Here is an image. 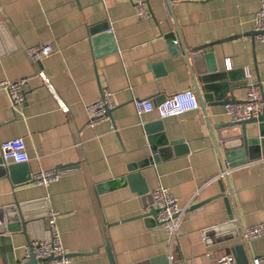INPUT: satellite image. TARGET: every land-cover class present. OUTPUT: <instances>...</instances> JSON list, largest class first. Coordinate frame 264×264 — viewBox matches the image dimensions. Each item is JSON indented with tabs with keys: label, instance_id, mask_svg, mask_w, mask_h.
I'll use <instances>...</instances> for the list:
<instances>
[{
	"label": "crops",
	"instance_id": "1",
	"mask_svg": "<svg viewBox=\"0 0 264 264\" xmlns=\"http://www.w3.org/2000/svg\"><path fill=\"white\" fill-rule=\"evenodd\" d=\"M148 1L153 16L141 19L132 0H0V81L29 77L25 99L16 106L0 89V158L2 141L24 137L32 174L63 171L48 186L30 181L16 188L0 174V217L15 214L19 200L35 218L34 241L47 233L44 199L48 195L51 206L61 213L63 245L68 253H77L66 264H110L106 240L117 264L171 262L165 228L136 217L146 210L142 195L121 182L130 163L151 155L154 133L147 132L145 125L162 121L168 140L184 141L162 147L159 160L141 171L151 191L162 183L181 206H188L174 262L181 255L186 264H216L219 256L233 254L237 264L239 259L252 264L253 257L264 255V235L248 240L244 229L264 222V157L223 178L231 197L218 196L220 179L208 182L226 162L222 139L215 129L212 135L208 117L212 124L232 120L226 104L209 107L208 115L200 105L161 118L158 110L140 117L134 100L158 104L177 92H196L194 73L207 67V61L202 56L196 64L183 52L170 51L164 34L175 25L188 49L245 34L217 44L215 62L219 70H226L229 57L231 70L250 68L264 95V41L246 35L255 30L260 0H171L172 11L167 0ZM105 22L112 37L96 44L91 28ZM38 43L51 44L53 50L33 61L26 48ZM40 70L50 77L68 110L42 82ZM106 86L114 91L112 119L89 125L85 106L98 99ZM245 95L246 86L235 91L240 100ZM248 127L254 129L250 134H256L257 124ZM203 200L208 201L191 209ZM231 212L237 226L230 230L239 229V235L206 242L204 229L226 221ZM26 253L21 232L6 231L0 238V264H10L15 257L21 262Z\"/></svg>",
	"mask_w": 264,
	"mask_h": 264
},
{
	"label": "water",
	"instance_id": "2",
	"mask_svg": "<svg viewBox=\"0 0 264 264\" xmlns=\"http://www.w3.org/2000/svg\"><path fill=\"white\" fill-rule=\"evenodd\" d=\"M167 1L169 3L170 10L172 11V6L170 4L171 0ZM147 4L149 6L148 0ZM149 9L153 16L150 6ZM108 29H110V26L109 23L106 22L92 27L91 33L92 35H95L93 41L97 44L103 39L111 38L112 34H110V30ZM256 33L257 32L253 30L252 32L246 33V35L250 34L253 36V38H255ZM243 35L245 34H235L233 36L213 42H207L192 49H188L182 41L177 25H175L174 30L164 34L172 53L183 52L188 59L192 57L196 64L197 59L200 60L202 56H204L205 60L207 61V67H199L194 73L196 84L195 90L199 96L200 105L205 110L207 115L208 108L211 106L242 101L235 96V91L239 88H242L243 86H246L245 68H240L239 70H219L217 63L215 62L214 47L217 44H222L226 41L239 38ZM112 110L113 108L108 110L111 119ZM254 123L257 124L258 128L256 134L252 135L250 133L254 131V129H249L248 125ZM208 125L214 137V129L218 131L219 137L222 139L221 145L226 151V161H229L231 165L264 157V109L258 116L240 121L229 120L212 124L208 117ZM145 128L147 132L152 134L154 133V138L151 141V155L137 162L130 163L128 167L129 172L125 174L123 178H121V182L128 183L133 190L142 195L146 210L136 217H144L153 224L158 223L161 225V222H159L157 218L158 209L154 205L152 191L150 190L149 185L147 184V179L141 170L142 168L152 165L159 160V153L163 152L162 147H167L170 144L178 145L184 140L182 138L168 140L162 121L150 122L145 125ZM217 148H220L219 145ZM0 163V174L8 176L11 179L14 188L33 181V174L28 167L27 162L8 163L2 157L0 158ZM219 183L221 184V193L218 196H226L228 193L231 197L230 190H226L224 186L223 178L220 179ZM15 201V214L10 217H0V223L7 221L6 226H0V238L4 236L6 231L21 232L24 234L27 246L30 247V250L26 253V256L23 258V260H21V262H19L15 257L10 264H39V262L43 259L36 256L33 250V240L31 238V227L34 225L33 223L35 218L27 209H25V206L22 205L19 200ZM207 201L208 200L200 201L191 209L198 208L204 205ZM236 226L237 222L235 219V212H231L229 213V218L226 221L204 229L203 233L207 236L206 242L209 243L212 241L238 236L240 233L239 229L230 230ZM222 230L227 231L219 235L212 237L210 236ZM104 246L106 248L110 264H117L110 240H106ZM238 247L241 248V246ZM67 255L72 256L77 255V253H67ZM178 260L180 261H177L176 263L174 260L171 262L167 260L165 264H186V261L183 260L181 255L178 256ZM238 262V264H244L241 263L240 259Z\"/></svg>",
	"mask_w": 264,
	"mask_h": 264
},
{
	"label": "built area",
	"instance_id": "3",
	"mask_svg": "<svg viewBox=\"0 0 264 264\" xmlns=\"http://www.w3.org/2000/svg\"><path fill=\"white\" fill-rule=\"evenodd\" d=\"M137 14L141 19L152 17L147 0H132ZM255 37L264 41V0H260V8L255 16ZM53 46L51 44L38 43L26 48V53L33 61H41L51 53ZM226 66L232 68L231 58H226ZM38 76L46 84L53 95L57 98L60 107L68 110L67 103L60 98L50 77L43 71L38 72ZM246 95L242 101L227 103L225 105L226 113L234 121L249 119L258 116L264 109V95L260 82L256 79L250 68H245ZM29 82V77H23L18 80L0 81V89H5L10 97L13 106L21 103L25 99V86ZM137 114L142 117L143 114L158 110L161 118H167L180 114L187 110L200 107V100L193 90L177 92L164 99L160 103H155L150 99L134 100ZM115 106L114 91L109 87H103L101 96L86 104V110L89 116V125H95L100 121L110 119L108 110ZM1 153L6 162H28L30 159L27 145L24 137H15L1 142ZM251 161L231 165L226 161L222 170L213 179L208 182L226 177L232 170L248 166ZM63 171L58 169L40 170L33 173L32 180L37 185L48 186L62 176ZM207 182V183H208ZM154 205L158 209L157 218L165 228L170 240V261L174 259L175 246L178 236L182 231V222L185 211L188 206H181L177 196L172 190L160 183L152 190ZM43 199V198H42ZM47 203L45 217L47 222V233L33 241V250L37 257L42 258L39 264H66L70 261V256L63 245L61 231L59 227L60 211L51 206L49 196L44 199ZM27 203V202H26ZM264 235V222L248 226L244 229L246 239H254ZM30 247L27 246V252ZM216 264H237L236 257L233 254H223L216 260ZM252 264H264V255L252 258Z\"/></svg>",
	"mask_w": 264,
	"mask_h": 264
}]
</instances>
